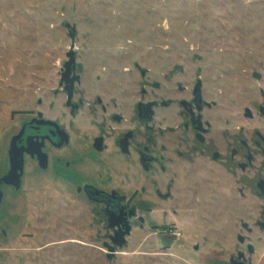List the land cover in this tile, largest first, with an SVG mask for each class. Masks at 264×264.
I'll return each instance as SVG.
<instances>
[{
    "label": "rangeland",
    "instance_id": "1",
    "mask_svg": "<svg viewBox=\"0 0 264 264\" xmlns=\"http://www.w3.org/2000/svg\"><path fill=\"white\" fill-rule=\"evenodd\" d=\"M72 45L87 99L105 68L108 77L132 69L136 92L138 64L161 83L202 77L219 108L264 106V0H0V175L22 122L61 110L59 82ZM216 185L181 197L172 216L180 237L165 241L156 229L135 228L111 253V232L87 201L29 162L21 190L5 189L0 264H231L239 252L264 264V232L255 225L264 199Z\"/></svg>",
    "mask_w": 264,
    "mask_h": 264
},
{
    "label": "flooded vegetation",
    "instance_id": "2",
    "mask_svg": "<svg viewBox=\"0 0 264 264\" xmlns=\"http://www.w3.org/2000/svg\"><path fill=\"white\" fill-rule=\"evenodd\" d=\"M69 63L68 58L61 71L64 101L58 114L45 118L31 113L12 137L23 151L21 188L29 162L67 181L111 232L114 248L115 241L127 243L135 228L156 229L165 241L180 237L172 216L179 212L181 197L212 192L214 183L243 199L249 193L264 199V106L243 113L228 104L219 108L202 77L161 83L149 80L150 71L138 64L141 85L136 92L132 69L108 77L105 68L94 98L87 99L78 88L83 74L76 53ZM242 119L251 124L247 127ZM13 167L8 151V169L0 175V208L5 189L16 190L3 179ZM255 225L264 232V216ZM242 227L253 232L247 223ZM240 237L244 245L246 239ZM239 254L240 259L231 258L235 264L251 263Z\"/></svg>",
    "mask_w": 264,
    "mask_h": 264
},
{
    "label": "water",
    "instance_id": "3",
    "mask_svg": "<svg viewBox=\"0 0 264 264\" xmlns=\"http://www.w3.org/2000/svg\"><path fill=\"white\" fill-rule=\"evenodd\" d=\"M68 28L72 29L71 30V38L72 40L74 41L75 40V34H76V29L75 28H71V25H67ZM68 58L70 59V63H72L73 61H75V45H72V49L70 51V53L68 54ZM69 63V64H70ZM257 76H260L258 74H256ZM16 140H17V137H15L11 144H10V150H9V157L11 159V162L13 164V172L10 174V178L7 176L6 178H3V179H7L9 180L8 183L10 185H14L16 187V190H20L21 188V176L22 174H19L18 171H22L23 170V163H24V160H23V151H19L17 146H16ZM2 203V197L0 196V205ZM240 241L243 242L244 239L243 237H240ZM126 244V241L125 240H121L119 242H114V245H117V246H120L122 247L123 245ZM109 251L111 253H114L115 252V248L113 246L109 247ZM255 253V249L253 248V246H250L249 247V254L250 255H253ZM113 254H110V257H112ZM243 255L242 254H239L238 258L240 259ZM237 263L235 260H231V264H235ZM248 264H251V263H248Z\"/></svg>",
    "mask_w": 264,
    "mask_h": 264
}]
</instances>
